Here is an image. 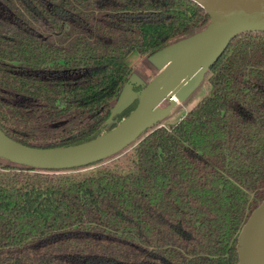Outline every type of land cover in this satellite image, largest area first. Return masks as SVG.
Masks as SVG:
<instances>
[{
	"label": "trees",
	"instance_id": "obj_1",
	"mask_svg": "<svg viewBox=\"0 0 264 264\" xmlns=\"http://www.w3.org/2000/svg\"><path fill=\"white\" fill-rule=\"evenodd\" d=\"M196 0H0V127L76 146L117 128L147 89L135 61L212 22ZM208 93L97 161L47 168L0 156L3 264H239L264 201V30L235 34ZM136 91L113 108L125 85Z\"/></svg>",
	"mask_w": 264,
	"mask_h": 264
},
{
	"label": "water",
	"instance_id": "obj_2",
	"mask_svg": "<svg viewBox=\"0 0 264 264\" xmlns=\"http://www.w3.org/2000/svg\"><path fill=\"white\" fill-rule=\"evenodd\" d=\"M212 14V22L189 39L171 43L159 52L168 60L146 88L131 116L113 131L84 144L44 148L27 145L0 127V156L12 161L47 168H67L107 157L134 141L157 124L201 80L206 70L243 30H264V0H196ZM136 96L127 83L113 110L121 111ZM264 229V201L252 212L240 232L239 264H257L256 243Z\"/></svg>",
	"mask_w": 264,
	"mask_h": 264
},
{
	"label": "rangeland",
	"instance_id": "obj_3",
	"mask_svg": "<svg viewBox=\"0 0 264 264\" xmlns=\"http://www.w3.org/2000/svg\"><path fill=\"white\" fill-rule=\"evenodd\" d=\"M161 52L151 56H140L135 61V70L130 81L140 82L148 88L155 78L161 73L164 66L168 64ZM209 74H204L201 80L184 97L178 98L177 105L165 116L161 124L172 127L183 115L196 105L209 91L211 83L208 80ZM5 260H0L3 264Z\"/></svg>",
	"mask_w": 264,
	"mask_h": 264
},
{
	"label": "bare ground",
	"instance_id": "obj_4",
	"mask_svg": "<svg viewBox=\"0 0 264 264\" xmlns=\"http://www.w3.org/2000/svg\"><path fill=\"white\" fill-rule=\"evenodd\" d=\"M256 261L257 264H264V229L260 233L256 243Z\"/></svg>",
	"mask_w": 264,
	"mask_h": 264
}]
</instances>
